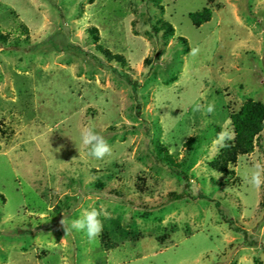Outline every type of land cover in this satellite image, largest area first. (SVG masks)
Returning a JSON list of instances; mask_svg holds the SVG:
<instances>
[{
	"label": "rangeland",
	"instance_id": "obj_1",
	"mask_svg": "<svg viewBox=\"0 0 264 264\" xmlns=\"http://www.w3.org/2000/svg\"><path fill=\"white\" fill-rule=\"evenodd\" d=\"M248 98L264 0H0V264H264V120L233 172L210 164ZM101 207L94 241L60 223Z\"/></svg>",
	"mask_w": 264,
	"mask_h": 264
},
{
	"label": "clouds",
	"instance_id": "obj_2",
	"mask_svg": "<svg viewBox=\"0 0 264 264\" xmlns=\"http://www.w3.org/2000/svg\"><path fill=\"white\" fill-rule=\"evenodd\" d=\"M197 49L192 50V54H197ZM202 105L196 104L195 111H200ZM215 110L214 105L209 104L206 111L212 113ZM81 143L88 149V155L95 159H104L111 155L112 148L107 140L90 127H85L80 132ZM234 131L229 128H224L217 135L214 143H218L221 147L227 146V141L234 140ZM74 158V157H73ZM244 180L255 189H260L264 186V163L254 162L249 173L245 174ZM104 219H110V215L101 207L100 209L92 208L91 210L83 211L77 219L68 221L65 217L60 223L64 227L65 232L72 229L83 232L89 241L96 240L102 233L104 228Z\"/></svg>",
	"mask_w": 264,
	"mask_h": 264
},
{
	"label": "trees",
	"instance_id": "obj_3",
	"mask_svg": "<svg viewBox=\"0 0 264 264\" xmlns=\"http://www.w3.org/2000/svg\"><path fill=\"white\" fill-rule=\"evenodd\" d=\"M194 24L209 19L210 10L208 6L203 7L202 10L191 11L189 13ZM125 77L129 80L128 74ZM232 124L234 126V140L227 143L223 147L219 155L211 160L210 164L223 173L233 172L232 168L228 167L229 162H235L237 154L249 152L253 149V140L256 134L263 127L264 120V104L252 98L245 100L238 110L230 114ZM183 192H173L172 198L177 199L183 197ZM211 264H220L213 262Z\"/></svg>",
	"mask_w": 264,
	"mask_h": 264
}]
</instances>
